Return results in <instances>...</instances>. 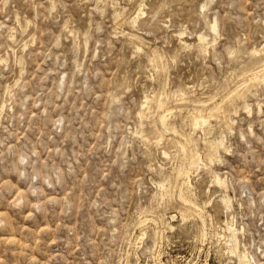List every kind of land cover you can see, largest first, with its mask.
Here are the masks:
<instances>
[{
  "label": "rangeland",
  "instance_id": "374dc122",
  "mask_svg": "<svg viewBox=\"0 0 264 264\" xmlns=\"http://www.w3.org/2000/svg\"><path fill=\"white\" fill-rule=\"evenodd\" d=\"M261 59L264 0H0V264H239L228 224L264 264L263 78L236 93ZM197 99L221 116L193 120ZM162 100L180 136L157 142L139 114ZM181 134L208 165L191 171L206 241L180 213ZM212 136L228 151L211 165Z\"/></svg>",
  "mask_w": 264,
  "mask_h": 264
},
{
  "label": "bare ground",
  "instance_id": "6f19581e",
  "mask_svg": "<svg viewBox=\"0 0 264 264\" xmlns=\"http://www.w3.org/2000/svg\"><path fill=\"white\" fill-rule=\"evenodd\" d=\"M53 1V0H52ZM142 3V2H141ZM140 5V4H139ZM142 5V4H141ZM142 7H144V6H142ZM205 7V6H204ZM139 8V7H138ZM105 9V8H104ZM143 9V8H142ZM141 9V11H142V13H144V11ZM126 11V10H125ZM124 12V11H123ZM114 13V12H113ZM117 13V12H116ZM115 13V14H116ZM122 13V12H121ZM139 14H140V16H141V13L140 12H138ZM137 13V14H138ZM120 14V13H119ZM119 14H116V16H118L119 17ZM125 14V13H124ZM120 15H122V14H120ZM144 15V14H143ZM124 15H122V17H123ZM138 16V15H137ZM114 18H116V17H114ZM141 18V17H140ZM139 18V19H140ZM126 19V18H125ZM131 19H133V18H131ZM136 19H138V18H136ZM28 20V19H27ZM116 20H118V19H116ZM115 20V21H116ZM29 21V20H28ZM128 21V20H127ZM131 21V20H130ZM137 21V20H136ZM30 22V21H29ZM120 22V21H119ZM132 23H134V21H131ZM215 23V22H214ZM30 24V23H29ZM124 24V23H123ZM134 24H136V23H134ZM27 25V24H26ZM26 25L24 26V27H26ZM132 25V24H131ZM219 26V25H218ZM23 27V26H22ZM213 29L215 30V31H217V24H214L213 25ZM212 29V30H213ZM25 30V29H24ZM132 34H134V33H132ZM129 35H131V33L129 34ZM137 35V34H136ZM138 36V35H137ZM179 36H180V38H181V42L186 46V48L187 47H190V44H188L187 42H185L184 40H183V36H184V33H180L179 34ZM13 37H14V35H13ZM132 37V36H131ZM11 40H12V38H11ZM199 41H200V43H201V45L200 44H198V45H200V47H203V50H205V52H206V50H208V48H209V41H208V38L205 36V35H200L199 36ZM14 42V41H13ZM26 44V43H25ZM28 44V43H27ZM26 44V45H27ZM199 47V48H200ZM25 48V47H24ZM139 48V47H138ZM140 49V48H139ZM200 49H202V48H200ZM156 51H158V50H156ZM159 52V51H158ZM204 52V51H203ZM153 53H154V51H153ZM152 55V54H151ZM155 54H153V56H154ZM162 56V55H161ZM155 58V60H156V58H157V56H154ZM164 57V56H163ZM161 59V58H160ZM154 60V62H158L157 60L155 61ZM158 60H159V56H158ZM153 61V60H152ZM261 61H262V59H261ZM159 62L161 63V66H162V64H164V61L163 60H159ZM167 62V61H166ZM260 62V61H259ZM257 63V62H256ZM157 64V63H156ZM260 64V63H259ZM160 65V64H159ZM157 66V65H156ZM161 66H159V67H161ZM257 66H258V68H257ZM257 66H256V70H257V72H253L252 73V71H251V75H249L248 77L247 76H244V77H247V78H245L239 85H238V88H237V90H236V93H239L238 94V96L239 95H241L240 94V92L243 90L244 91V89H246V88H248L249 89V87H250V85L254 82V81H256V80H260V78H263V81H264V60L261 62V64H260V66L257 64ZM253 67V66H252ZM168 68V67H167ZM167 68L165 69V70H167ZM159 69H161V68H159ZM164 68H162L161 70H163ZM251 69V68H250ZM254 69V68H253ZM252 69V70H253ZM259 69V70H258ZM245 70V69H244ZM243 70V71H244ZM246 70H247V68H246ZM249 71V70H248ZM162 73V72H161ZM165 73V72H164ZM250 73V72H249ZM247 74V73H246ZM159 75H161V74H159ZM239 75H241V74H239ZM242 76V75H241ZM241 76H239V77H241ZM169 77V76H168ZM242 78V77H241ZM241 78H240V80H241ZM158 79H159V77H158ZM239 79V78H238ZM243 79V78H242ZM165 80H166V78H165ZM262 80V79H261ZM159 82H161V80L159 81ZM163 82V81H162ZM239 82V81H238ZM257 82V81H256ZM164 83H166V81L164 82ZM167 83H168V81H167ZM255 83V82H254ZM258 84H259V82H258ZM163 85H165V84H163ZM163 85H162V88H163ZM253 85V84H252ZM254 86H255V84H254ZM190 87V86H189ZM253 87V86H252ZM194 88V87H193ZM254 88V87H253ZM161 90V89H160ZM160 90H159V93H165L166 92V89H165V92H160ZM189 90V89H188ZM247 91V90H246ZM250 91V90H249ZM190 92H191V90H190ZM155 93H156V91H155ZM235 93V92H234ZM241 93H243V92H241ZM245 93V92H244ZM231 94V93H230ZM247 94H248V92H247ZM246 94V95H247ZM250 94H251V91H250ZM249 94V95H250ZM169 95V94H168ZM167 95V96H168ZM180 95H182V94H180ZM232 95V94H231ZM154 96V95H153ZM167 96H166V98H167ZM175 96V95H174ZM210 96V95H209ZM238 96H237V98H238ZM242 96V95H241ZM244 96V95H243ZM158 97V96H157ZM161 97V96H160ZM170 97V96H169ZM178 97V96H177ZM191 97H193V96H191ZM212 97H214V96H212ZM231 97L232 96H229V98L231 99ZM234 97H236V96H234ZM240 97V96H239ZM245 97V96H244ZM243 97V98H244ZM150 98H153V97H150ZM162 98H164V97H161V99ZM171 98V97H170ZM169 98V99H170ZM182 98V97H181ZM190 98V97H189ZM195 98H197V97H195ZM225 98V97H224ZM227 98V97H226ZM225 98V99H226ZM246 98V97H245ZM247 98H248V96H247ZM168 99V100H169ZM177 99V98H176ZM180 99V98H179ZM192 99V98H191ZM208 99H210V97L208 98ZM236 99V98H235ZM149 100V99H148ZM151 100V99H150ZM165 100H167V99H165ZM174 100V99H173ZM181 100H183V99H181ZM181 100H180V102H181ZM211 100H214L215 101V99H211ZM229 99H227V101H228ZM242 100H244V99H242ZM155 101V100H154ZM154 101H147V102H143L144 103V105H142L143 106V109L140 111V118H141V120H142V124L143 125H145V123L147 122V121H150V122H148V124H146V125H149L150 126V128L151 129H149L150 131L152 130V132H154L156 135L155 136H153L155 139H156V141L157 142H159V141H161V142H163L162 140H164V138L167 136V135H170V137L172 138H174L175 136L176 137H178L177 135H179L180 136V131H178V128H177V125L176 124H172V123H170V121H169V115H172L171 117H174V113H176V112H174V110L175 109H173V110H170V109H168V108H166L167 106H168V104H167V106H166V101L164 102L163 100L162 101H160L159 103H158V110L161 112H159L160 114H158L159 116L157 117V115H156V118L154 119V120H151L152 119V117L153 116H151L150 114L153 112V111H151V109H153L152 108V106H151V104L154 102ZM159 101V100H158ZM171 101V100H170ZM178 101V100H177ZM217 101V100H216ZM231 101V100H230ZM234 100L232 99V102H233ZM174 102V101H173ZM172 102V103H173ZM184 102H186V101H184ZM208 102H210V101H208V100H202V99H197V100H195L194 101V103L193 104H196L197 103V107L194 109V110H192V114H193V116H194V118L195 119H193V120H196V121H200V120H202V119H205V121H207V119L206 118H211L212 119V117H214L215 115H216V109H218V108H215V109H213L212 108V110H210V111H207L208 110V107L210 106H207V103ZM211 102H213V101H211ZM223 102H224V100H223ZM245 102V101H244ZM243 102V103H244ZM155 104H157V102H154ZM167 103H168V101H167ZM179 103V102H178ZM188 103H190V102H188ZM217 103V102H216ZM221 103V102H220ZM229 103H231V102H228V104ZM247 103V102H246ZM154 104V105H155ZM191 104V103H190ZM224 104V103H223ZM248 104V103H247ZM246 104V105H247ZM4 105V104H3ZM213 105V104H212ZM211 105V106H212ZM221 105V104H220ZM226 105V104H225ZM235 105V104H234ZM245 105V106H246ZM156 106V107H157ZM166 106V107H165ZM214 106V105H213ZM216 106V105H215ZM217 106H219V105H217ZM223 106V105H222ZM248 106V105H247ZM246 106V107H247ZM1 107H3V106H1ZM170 107V106H169ZM224 107H226V106H224ZM227 107H230V105L229 106H227ZM155 108V107H154ZM221 108V107H220ZM223 108V107H222ZM161 109H162V111H161ZM177 109V108H176ZM182 108H180L179 110H181ZM191 109V108H190ZM226 109V108H225ZM228 109V108H227ZM232 109V108H231ZM233 109H234V107H233ZM237 109V108H236ZM157 111V110H156ZM182 111V110H181ZM180 111V112H181ZM189 111V110H188ZM218 111H220V110H218ZM221 111H222V109H221ZM174 112V113H173ZM190 112H191V110H190ZM227 112V111H226ZM230 112H231V110H230ZM235 112V111H234ZM238 112H239V110H238ZM155 113H158V112H155ZM171 113H173V114H171ZM219 114H220V112H218ZM236 113V112H235ZM219 114H217V116H215V118L216 117H218L219 116ZM223 114V113H222ZM224 114H225V112H224ZM153 115V114H152ZM155 115V114H154ZM220 116H221V114H220ZM231 116H232V113H231ZM226 117V116H225ZM230 117V116H229ZM219 118V117H218ZM221 118V117H220ZM227 118V117H226ZM231 118V117H230ZM211 119H209V120H211ZM228 119V118H227ZM226 119V120H227ZM225 120V121H226ZM232 120V119H231ZM224 121V122H225ZM171 122H172V120H171ZM175 122V121H174ZM206 123H208V122H206ZM212 123V122H211ZM141 124V126H143ZM229 124V123H228ZM228 124H227V126H228ZM230 124H232L231 122H230ZM146 125L145 126H143V127H145L146 128ZM148 126V127H149ZM208 126V125H207ZM211 126V125H210ZM209 126V129L210 128H212V127H210ZM142 127V129H144ZM180 128V127H179ZM224 129V128H223ZM231 129V128H230ZM181 130V129H180ZM213 130V129H212ZM212 130H210V132H213ZM144 132H146L145 130H143L142 131V133L144 134ZM209 132V131H208ZM209 132V133H210ZM223 132H225L224 130H223ZM231 132V131H230ZM226 133V132H225ZM142 134V135H143ZM145 134H147V133H145ZM144 134V135H145ZM182 135V134H181ZM189 135V134H188ZM216 135V134H215ZM225 135V134H224ZM144 137H147V135L146 136H144ZM143 137V138H144ZM188 137V136H187ZM207 137V136H206ZM150 139H152L151 137H149ZM149 138L147 137L146 139H148L149 140ZM172 138V139H173ZM180 138V137H179ZM226 138V137H225ZM176 139V138H175ZM178 140V139H177ZM176 140V141H177ZM165 141V140H164ZM169 141V140H168ZM175 141V140H174ZM175 141V142H176ZM187 142V143H185V142ZM192 141H193V139H192ZM227 141V140H226ZM170 142V141H169ZM204 142V141H203ZM177 144H179L180 145V148H181V150L183 151V153H184V155H182L183 157L185 156V159H183V161H181V158H180V161H181V163H183L182 165H180V168L178 167V165H177V167H178V169H176L175 170V167H174V170H175V172H176V182H178L179 183V187H178V189L176 188V185H175V187H174V185H173V181H171L170 179L168 180V182H169V186H165L162 190H163V192H162V194H160V196L162 197V199L161 200H163V202H166V201H171V200H173L174 199V197H175V195L177 194V200H179L180 202H182L183 203V208H179L180 209V213H181V216H182V218H183V220L184 221H188V219L190 218V217H194V219L196 220V222H197V228H198V232H199V235H200V237H202V239L204 240V241H206L207 240V238H208V235H209V229H208V220L212 217V215L211 214H209L208 213V211L206 210V205H202V203L200 204L197 200H198V196L196 197V193L193 191V189H194V185H193V182H192V179H191V171L194 169V168H200V166L201 165H203L204 163H201V156H202V154L200 155V154H198L196 151H195V148H193L192 146H191V144H190V141L188 140V138H186V135L184 134V135H182V140H178L177 142H176ZM175 143V144H176ZM192 143V142H191ZM205 143H206V148H207V151H208V153H207V158H208V160H209V162L211 163V165H212V163L214 164V162H215V160H218L217 158H219L220 157V155H222L221 154V151H228V149H227V146L225 145V142H224V139H223V136H212V137H209V138H205ZM174 144V143H173ZM179 145H178V147H179ZM195 145V144H194ZM173 146H175V145H173ZM177 147V146H176ZM179 148V149H180ZM206 150V149H205ZM178 152H181V151H178ZM149 153V152H148ZM166 153V152H165ZM201 153V152H200ZM168 154V153H167ZM166 155V154H165ZM178 155H179V153H178ZM206 156V155H205ZM180 157H181V155H180ZM179 160V159H178ZM203 160V159H202ZM220 160V159H219ZM204 161H205V159H204ZM207 162V161H206ZM177 164H179V162L177 163ZM154 166V165H153ZM205 166H208L207 164H204V166L203 167H205ZM210 166V165H209ZM161 167V166H160ZM211 167V166H210ZM209 168V167H208ZM173 170V169H172ZM173 170V171H174ZM174 172V173H175ZM172 172H170V174H171ZM173 173V175H175ZM215 173V172H214ZM216 174H217V172H216ZM172 176V175H171ZM171 176H169L170 178H171ZM216 176V175H215ZM175 177H174V179H175ZM166 178V180H167V176L165 177ZM223 178V177H222ZM164 179V178H163ZM215 179H217V182L220 184V185H224L225 184V181L224 180H222L220 177H217V178H215ZM165 181V180H164ZM175 182V181H174ZM214 182V181H213ZM177 184V183H176ZM218 184V185H219ZM219 185V186H220ZM164 186V185H163ZM225 186V185H224ZM173 188L175 189H177V193L175 194V192H174V190H173ZM175 189V190H176ZM226 194V193H225ZM224 194V196H223V198H221V201H223L225 204H226V207L228 208V209H230L231 208V206H232V201H231V198L226 194L225 195ZM22 198V197H21ZM20 198V199H21ZM197 198V199H196ZM20 199H19V201H20ZM176 200V199H175ZM22 201V200H21ZM162 202V201H161ZM179 203V202H178ZM205 203V202H204ZM223 203V204H224ZM163 204V203H162ZM171 204V203H170ZM207 204V203H206ZM209 204V203H208ZM178 207H182V205L181 206H178ZM178 207H177V209H178ZM160 214H162V213H160ZM158 215V214H157ZM150 217V216H149ZM153 217V216H152ZM176 217V215L175 216H172V219H174ZM158 218H160V215L158 216ZM146 219V218H145ZM152 219V218H151ZM151 219H147L146 221H144V223L145 222H148L149 220H151ZM155 219H157V217L155 218ZM165 217L162 215V218L160 219V222H161V220L163 221V223H166L167 224V221L165 222ZM167 220V219H166ZM212 220V219H211ZM152 221H154V220H152ZM1 222V221H0ZM3 222V221H2ZM157 223H158V221H156ZM155 222V223H156ZM4 223H5V221H4ZM231 223V222H230ZM1 224V223H0ZM142 224V223H141ZM147 224V223H146ZM149 224V223H148ZM233 224V223H232ZM142 225H144V224H142ZM151 225V224H150ZM160 225V224H159ZM159 225H158V228H159ZM164 224H162V226H163ZM4 226H5V224H4ZM145 226H147V225H145ZM153 226V225H152ZM165 226V225H164ZM143 227V226H142ZM0 228H2L1 227V225H0ZM144 228V227H143ZM158 228H157V232H159L158 231ZM164 228V227H163ZM226 228H227V226H226ZM226 230V229H225ZM228 230H229V235H227L226 236V234H225V237H224V239L226 240V242L227 243H230V244H233V248H232V253L234 254V255H236V257L238 258V261H239V264H252V260L253 259H255L254 257H252V258H250V256H249V254L246 252V251H240L239 250V243H240V240H239V237H238V233H237V229L236 228H234L232 225H230V224H228ZM155 233H156V231H155ZM160 234V233H159ZM162 234V233H161ZM156 235H158V233L156 234ZM156 235H155V237H156ZM159 237L158 238H163L164 237V235L162 234V236H160V235H158ZM157 238V239H158ZM156 239V240H157ZM161 255V251L158 253V256H159V258L162 256H160ZM158 258V257H157ZM158 258V259H159ZM161 261H159V263H160ZM163 264H165V263H163Z\"/></svg>",
  "mask_w": 264,
  "mask_h": 264
}]
</instances>
